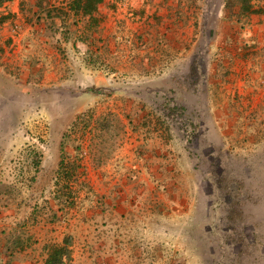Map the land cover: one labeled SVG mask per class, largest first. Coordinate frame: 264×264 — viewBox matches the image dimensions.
Returning a JSON list of instances; mask_svg holds the SVG:
<instances>
[{"label":"rangeland","instance_id":"1","mask_svg":"<svg viewBox=\"0 0 264 264\" xmlns=\"http://www.w3.org/2000/svg\"><path fill=\"white\" fill-rule=\"evenodd\" d=\"M64 243L264 264V0H0V264Z\"/></svg>","mask_w":264,"mask_h":264},{"label":"trees","instance_id":"2","mask_svg":"<svg viewBox=\"0 0 264 264\" xmlns=\"http://www.w3.org/2000/svg\"><path fill=\"white\" fill-rule=\"evenodd\" d=\"M84 2V8L86 6V10L90 11V5L92 2H97L99 0H80ZM70 258V250L66 243L63 245H54L50 248L48 258L45 264H66V260Z\"/></svg>","mask_w":264,"mask_h":264},{"label":"crops","instance_id":"3","mask_svg":"<svg viewBox=\"0 0 264 264\" xmlns=\"http://www.w3.org/2000/svg\"><path fill=\"white\" fill-rule=\"evenodd\" d=\"M1 86H2L1 90H3V84H1ZM115 264H116V263H115Z\"/></svg>","mask_w":264,"mask_h":264}]
</instances>
